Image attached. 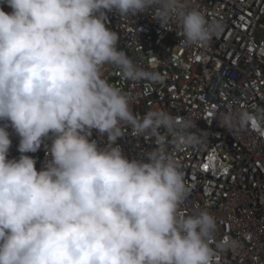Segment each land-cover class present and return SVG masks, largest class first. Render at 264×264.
<instances>
[{
	"label": "clouds",
	"instance_id": "obj_1",
	"mask_svg": "<svg viewBox=\"0 0 264 264\" xmlns=\"http://www.w3.org/2000/svg\"><path fill=\"white\" fill-rule=\"evenodd\" d=\"M0 264H215L217 221L206 210L185 214L189 191L165 150V134L193 142L189 121L163 110L138 116L129 93L104 78L155 79L117 48L107 13L155 9L161 25L178 23L185 45L207 44L221 28L185 0H0ZM241 126L264 135V116L242 111ZM19 136L8 158V127ZM131 127L157 147L129 160L116 144ZM107 136L105 147L90 140ZM164 129V134L161 133ZM46 160L35 153L43 139Z\"/></svg>",
	"mask_w": 264,
	"mask_h": 264
},
{
	"label": "built area",
	"instance_id": "obj_2",
	"mask_svg": "<svg viewBox=\"0 0 264 264\" xmlns=\"http://www.w3.org/2000/svg\"><path fill=\"white\" fill-rule=\"evenodd\" d=\"M185 2L221 25L207 44L182 43L178 23L159 24L155 9L127 18L113 10L106 14L107 26L118 33L117 48L156 78L132 81L113 66H105L103 75L129 93L134 114L163 110L177 124L190 122L193 142L178 145L165 134L163 146L179 164L189 189L181 211L206 210L214 216L213 248L225 238L234 242L216 249L215 264H264V135L238 120L242 111L264 116V0ZM6 130L8 158L18 159L19 136L10 126ZM124 130L116 144L125 157L146 160L145 153L157 147L154 138L145 140L131 127ZM89 139L100 148L107 143L106 134L95 129ZM50 145L51 135L35 153H25L36 160L38 171Z\"/></svg>",
	"mask_w": 264,
	"mask_h": 264
},
{
	"label": "trees",
	"instance_id": "obj_3",
	"mask_svg": "<svg viewBox=\"0 0 264 264\" xmlns=\"http://www.w3.org/2000/svg\"><path fill=\"white\" fill-rule=\"evenodd\" d=\"M5 7H8V6L5 5V4L0 3V8H5Z\"/></svg>",
	"mask_w": 264,
	"mask_h": 264
}]
</instances>
